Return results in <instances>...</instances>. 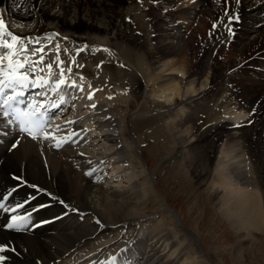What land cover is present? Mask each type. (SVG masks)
<instances>
[{"label":"bare ground","instance_id":"6f19581e","mask_svg":"<svg viewBox=\"0 0 264 264\" xmlns=\"http://www.w3.org/2000/svg\"><path fill=\"white\" fill-rule=\"evenodd\" d=\"M176 1L0 0L9 29L31 38L30 50L44 48L45 61L38 67L53 63L57 78L56 49L69 39L68 61L59 50L61 67L65 77L78 79L66 77L69 84L83 88H70L71 105L61 107L64 113L51 123L59 125L57 137L75 133L60 148L22 135L0 118V200L11 192L4 208L16 209L0 208V245L6 246L0 264H104L112 257L125 264H220L159 194L141 154L147 129L160 147L154 128L159 122L174 142L168 161L183 162V172L199 185L194 190L237 232L250 229L264 237V0H186L180 6ZM149 18L155 30H148ZM195 20L197 29L189 27ZM206 26L209 38L200 42ZM184 27L190 33L181 41ZM92 34L120 47L118 55H130L141 78L121 65L113 69L103 50L102 56H91L84 48L92 65H81L75 45ZM194 38L192 52L188 42ZM152 40L157 44L150 48ZM142 79L148 99L132 112L139 107L134 102ZM47 92L53 93L39 88ZM131 162L144 173L139 182ZM147 193L154 201L149 208ZM29 213L24 230L3 227L12 215Z\"/></svg>","mask_w":264,"mask_h":264},{"label":"rangeland","instance_id":"374dc122","mask_svg":"<svg viewBox=\"0 0 264 264\" xmlns=\"http://www.w3.org/2000/svg\"><path fill=\"white\" fill-rule=\"evenodd\" d=\"M139 1H141V0H137L138 4H140ZM191 1H193V0H191ZM191 1L187 0V4H190ZM184 2H186V0H178V1H176V5L180 6V4L184 3ZM130 9H131L130 7L126 8V11L130 10ZM178 17L179 16H176V15L173 16V18H175V19H178ZM113 19H116V18L114 17V18H112V20ZM122 19H123V17H122ZM122 19H121V21H122ZM113 21L115 22L116 20H113ZM121 21L116 22V23H121ZM178 21H179V19H178ZM152 24H153V21L149 18L146 22V25L148 26V30H155V28L152 27ZM180 24H182V26H184L185 22H180ZM131 25L133 28L132 30L137 29V31H138V26L134 22ZM213 25L214 24H212V27H213ZM189 27L197 29L198 21H196V20L193 21ZM187 28L188 27H184L185 30L182 31L181 41L188 40V36H189L190 32L188 30H186ZM207 28L208 27L206 26L204 29H202V31H200L199 41L200 40L203 41L204 39L209 38V32H207V30H208ZM82 29L84 30V28H82ZM202 34L204 37L202 36ZM58 35L62 36L64 34L59 33ZM91 36H92V38L90 41H87V39H85L84 41L75 45V49L77 48L76 50H79V51H76L75 57L77 56V53H78V56L81 57L79 59V63L81 65L86 66V67H90L92 65L91 63H89L87 61V58L84 55L86 53H84V51H82L84 48H87L88 50H90L89 55H91V56L96 55V54H98L99 56H102L103 51L101 48H103V49L106 48L109 50L107 52L111 55L110 59L111 60L113 59V62L109 63V65L113 69L117 68V65H121L123 70L126 71L127 73L138 76L139 79L141 78V76L138 73H137L138 74L137 75L133 71V70H135V67H134V63L131 61L130 55H128V56L118 55V52L121 51L120 47H117L115 43H112L113 45H111V44L108 45L106 43L107 39L104 36H95L94 34H92ZM63 37H65V36H62V38ZM139 37H141V36H139ZM69 38H71V37H69ZM86 38H87V36H86ZM67 39L60 40L61 42L59 44V47H61V48H59V50L67 49V45L70 43V42H68L69 39L68 40ZM191 40H192L191 43L188 42V45L191 47V51L193 52V50H195V48H196V44H198V43H197L196 38L191 39ZM200 42H199V45H200ZM226 43H228V42H226ZM156 44H157L156 41L152 40L149 47L150 48L155 47ZM222 45H223L222 46L223 49H225V50L229 49V46L224 45V44H222ZM63 47H65V48H63ZM82 47H83V49H82ZM114 48L116 51L110 50V49H114ZM87 49H85V50H87ZM97 49H100V50H97ZM67 51L65 54L66 61H68L67 60V57H68ZM188 51H189L188 54L190 56V50H188ZM226 55H227V53H226ZM185 56L187 57L188 55L185 54ZM188 57H187V59H188ZM214 59H216V57ZM217 59L219 62L224 60L223 56H220V55L217 57ZM119 62L123 63L124 65L119 63ZM128 68L130 69V71L128 70ZM143 81H144V79H142V88H139L138 91L136 92V95L139 98H138L136 103L134 102V105H137V103H138L139 107L135 106L134 109L132 110V112H135V111L141 109L142 108L141 103L145 102L148 99L146 94H145L144 88H143L144 87ZM130 97H132V96H130ZM140 111L144 112V110H140ZM156 127L159 128V133L155 137L157 140L160 141V144H161L160 147L158 148L155 145V139L152 138L151 129H147L148 132L146 130L145 131H146V134L148 136H144V135L141 136L142 142H140L139 148L141 150V154H142L143 158L146 160V162L148 164L149 170L154 174L153 176H154V179L156 181V184H157L156 187H157L159 194L163 195L164 198L167 200L168 204L170 205V207L172 209L176 210V212L181 215L182 220L184 221L185 225H187L189 229H191V230H193V232H195L198 241H200V243H201L200 246L204 250H206V252L208 254H212V256L214 255L213 258H214V260H216V262H218L220 264H221V262L223 264H264V242H263L264 237H262V235H261L262 233L255 232V231L250 230V229H249L250 233H245L243 231L237 232L229 224V222H227L225 217L214 208L211 201L209 202V200L206 199L205 194L203 195V193L195 191L194 189L197 190L199 185L194 183V180L189 176V173L183 172L184 171V166L182 164L183 162H181V161L174 162L178 166V167H176L175 164L170 163L168 161L169 154L171 152L170 150L174 149V142H173V139L171 137V133L166 128V125H164L163 122H159L158 124H156L154 128L156 129ZM171 143H172V145H171ZM163 161H164V163H163ZM158 165H160V166H158ZM130 167L132 168L133 172L136 174V178L138 177V182L141 181V179H143V176H144L143 171L134 162L130 163ZM156 167H158V168H156ZM154 179H153V181H154ZM180 182H182V183H180ZM193 190H194V193H193ZM191 192H192V194H191ZM155 194H157V193H155ZM145 198L149 199L150 203H148V207H147V208H149V206L152 204V202H154L151 193H147ZM203 200H204V202H202ZM196 204H197V206H195ZM149 212L152 214V216L153 215L157 216L158 214H161V212H157V213L155 211L154 212L149 211ZM243 244H245L246 246ZM247 245H249L250 247H248ZM241 247H242V250H240ZM238 248H240V249H238ZM239 251H242V252H239ZM237 253H238V255H237ZM219 261H221V262H219Z\"/></svg>","mask_w":264,"mask_h":264},{"label":"snow or ice","instance_id":"6c2138e0","mask_svg":"<svg viewBox=\"0 0 264 264\" xmlns=\"http://www.w3.org/2000/svg\"><path fill=\"white\" fill-rule=\"evenodd\" d=\"M239 2L240 0H237V3ZM2 11L0 9V13ZM229 19H234V17L229 16ZM235 19H239V17H235ZM213 27L215 28L216 25H213ZM26 40L27 43L25 42ZM31 43H33L31 38L14 34L9 29L5 17L0 14V118L6 120L9 125L16 124L19 132L24 133L31 139L54 141L53 146L60 148L65 142L71 140L75 133H69L63 137L54 135V132L59 129V125L53 128L47 114L49 108L58 109L63 104L64 96L61 95L59 97V103L48 104L47 102L32 100L21 108L20 105L25 104V101L21 99L25 95L24 90L28 88H48L51 92L58 93L65 88H79L80 91H83V88L77 85L75 81L70 84L67 81L64 68L61 67L64 62L59 59V46L56 49L57 57L55 62V66L60 69L57 78L56 73L53 71V63H47L43 68L38 67L44 64L45 61L44 48L38 47L30 50L28 45ZM102 50L109 51L106 48ZM37 53L40 54L39 58L33 59ZM45 69L47 70L46 75L38 74L44 73ZM67 71L71 72L72 69L68 68ZM36 95H41V93H36ZM92 97L93 94L89 93L88 99L91 100ZM91 107L95 108L96 105L92 104ZM66 123H71V121ZM18 143L19 141L13 143L12 148L17 147ZM92 171H95V169ZM85 174L92 175V172H86ZM12 191H15V189ZM11 194L9 192L7 196L3 197V200H7ZM3 200H0V208H3L6 212L15 213V208H4ZM61 203L63 204L64 202L61 201ZM64 206L68 207V205ZM16 207H23V205H17ZM73 211H76V209H73ZM30 215V213L27 216L12 215L9 218V222L3 227L22 231L28 224ZM38 226L33 225V227ZM5 247V245H0V252L5 251ZM2 259L4 258L0 257V260ZM112 260L114 261L115 257H112Z\"/></svg>","mask_w":264,"mask_h":264}]
</instances>
